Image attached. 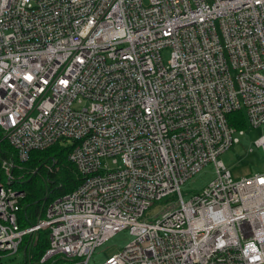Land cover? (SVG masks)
Instances as JSON below:
<instances>
[{"label":"built area","instance_id":"2783aa9c","mask_svg":"<svg viewBox=\"0 0 264 264\" xmlns=\"http://www.w3.org/2000/svg\"><path fill=\"white\" fill-rule=\"evenodd\" d=\"M242 108L264 123V0H0L3 139L21 163L69 144L76 175L20 228L23 179L0 160V258L46 231L40 263L89 264L127 231L97 264H264V171L234 180L218 159ZM161 200L178 206L147 221Z\"/></svg>","mask_w":264,"mask_h":264},{"label":"trees","instance_id":"16d2710c","mask_svg":"<svg viewBox=\"0 0 264 264\" xmlns=\"http://www.w3.org/2000/svg\"><path fill=\"white\" fill-rule=\"evenodd\" d=\"M244 119L241 111H233L227 115L229 125L237 129H241L245 124ZM69 150V144L57 142L45 150L30 152L28 159L21 163L17 160L14 150L3 139L0 130V160H11L14 163L12 173L23 174V180L18 181V188L25 191L17 212L20 228L34 223L37 218L43 216L47 204L52 199L68 193L76 186L74 168L66 159ZM44 164H48L52 170L48 171ZM19 166L21 168H18ZM47 247V232L38 231L25 236L18 250L24 253V264H48L39 262Z\"/></svg>","mask_w":264,"mask_h":264},{"label":"rangeland","instance_id":"374dc122","mask_svg":"<svg viewBox=\"0 0 264 264\" xmlns=\"http://www.w3.org/2000/svg\"><path fill=\"white\" fill-rule=\"evenodd\" d=\"M168 58L169 51L164 50L162 52L163 61L166 62ZM241 112L244 115L245 124L241 127L243 133L238 135V143L233 144L231 147L227 148L218 155V159L223 162L224 166L229 170L230 175L234 180L245 176H252L256 172L264 171V158L262 157L260 148L254 145V140L264 134V123L258 127H251L247 122L245 109L242 108ZM44 167L47 168L49 166L48 164H44ZM18 168H21V166ZM13 175L16 178L20 176L23 179V174ZM213 176L214 173L212 164H208L203 167L198 173L188 179L181 186L182 197L187 199L192 194L198 193L213 179ZM172 198L174 199V197ZM163 203L164 202L162 200L156 202L154 206L146 212L145 217L147 221H152L155 216L158 217L163 211L170 210L178 206L177 202H174L171 205H164L160 210ZM129 240H131V236L127 231L116 233L110 240L95 251L93 256L94 259L90 261L89 264H97L103 261L106 257L120 250ZM23 261L24 253L20 250L12 254L2 255L0 258V264H24ZM30 264H34V262H30Z\"/></svg>","mask_w":264,"mask_h":264}]
</instances>
